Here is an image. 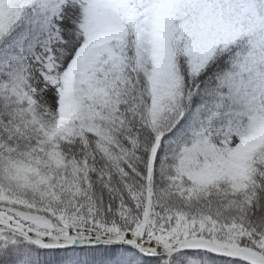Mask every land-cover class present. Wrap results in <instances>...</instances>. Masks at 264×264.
Here are the masks:
<instances>
[{
  "label": "snow or ice",
  "instance_id": "1",
  "mask_svg": "<svg viewBox=\"0 0 264 264\" xmlns=\"http://www.w3.org/2000/svg\"><path fill=\"white\" fill-rule=\"evenodd\" d=\"M0 264H264V0H0Z\"/></svg>",
  "mask_w": 264,
  "mask_h": 264
}]
</instances>
